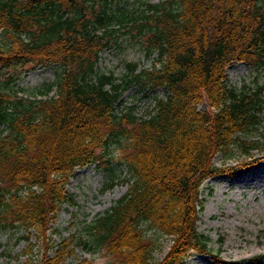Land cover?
I'll return each instance as SVG.
<instances>
[{
	"label": "trees",
	"instance_id": "obj_1",
	"mask_svg": "<svg viewBox=\"0 0 264 264\" xmlns=\"http://www.w3.org/2000/svg\"><path fill=\"white\" fill-rule=\"evenodd\" d=\"M95 7V0H0L2 74L63 66L32 98L11 92L21 72L0 80V229H23L29 241L15 255L4 252L0 264H67L81 246L107 248L117 264H185L195 251L237 264L199 231L202 185L264 161V136L249 137L263 126L264 85L237 89L226 74L235 62L264 64V0H160L112 14ZM127 26L146 35L148 54L157 56L152 68L138 71L134 63L118 81L98 72V62ZM134 85L167 94L154 96L144 116L132 107L119 113ZM113 142L130 172L128 191L85 227L86 238L71 233L56 243L48 232L70 199L74 171L104 160L99 149ZM254 150L263 154L254 157ZM227 151L251 157L217 165L215 157ZM152 230L172 241L161 260Z\"/></svg>",
	"mask_w": 264,
	"mask_h": 264
},
{
	"label": "rangeland",
	"instance_id": "obj_2",
	"mask_svg": "<svg viewBox=\"0 0 264 264\" xmlns=\"http://www.w3.org/2000/svg\"><path fill=\"white\" fill-rule=\"evenodd\" d=\"M96 10L101 9L108 14L116 13L122 9L142 10L149 3H158L160 0H108L107 6L104 0H95ZM99 3V4H98ZM147 4V6H146ZM136 34V37L134 36ZM146 35L137 36V30L129 26L122 28L120 37L116 43L105 49L100 54L98 72L113 75L118 81L129 72V66L138 64V71L142 68L150 69L156 62L157 52L148 54L146 50ZM26 71L23 67L10 68L9 72L2 74L0 80L19 72L16 81L10 83L13 94L32 98L36 92L44 86L56 82L63 71L59 63L49 65H28ZM228 84L242 89L244 86L256 88L264 85V64H248L235 62L226 71ZM3 82V81H2ZM54 94V91L50 93ZM165 88L146 91L138 85L125 90L117 111L123 112L129 107L139 115L144 116L153 109L154 96H166ZM41 97V96H39ZM206 109L207 103L199 106ZM128 110V109H127ZM263 126L250 134V138H263ZM116 142H113L106 150L102 151L104 160L91 163L85 167L76 168L70 183L67 186L70 199L62 205L57 219L51 224L48 232L56 243L62 237L71 233L87 237L85 227L100 214L111 208L116 201L124 195L130 186L127 179L130 172L123 161V151ZM215 157V163L221 165L238 164L249 160L250 155H240L237 152L227 151ZM263 152L254 150L252 155L260 157ZM114 181L109 187L108 183ZM205 200L204 209L199 221V231L210 237L209 245L215 253L237 264H264V258L257 263L253 257L264 255V161L256 166L242 169L233 176L218 175L204 181L202 185ZM155 237L162 245V250L155 253L156 260H161L169 251L172 244L171 238L155 232ZM26 234L23 229L3 231L0 229V262L6 260L5 253L15 255L25 249L29 241L22 236ZM34 242V238L31 237ZM41 244V243H40ZM40 245L34 249L33 255L40 256L43 252ZM42 249V251H41ZM89 259L93 264H117L116 258L109 253L107 248L97 249L78 247L76 254L69 258L67 264H77L83 259ZM22 260H25L23 257ZM185 264H218L214 258L205 253L195 251L185 260Z\"/></svg>",
	"mask_w": 264,
	"mask_h": 264
}]
</instances>
